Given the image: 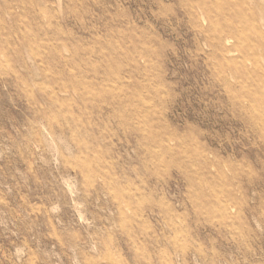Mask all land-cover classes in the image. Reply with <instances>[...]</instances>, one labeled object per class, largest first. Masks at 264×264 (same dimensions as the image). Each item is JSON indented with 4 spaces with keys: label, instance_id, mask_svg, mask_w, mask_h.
<instances>
[{
    "label": "rangeland",
    "instance_id": "obj_1",
    "mask_svg": "<svg viewBox=\"0 0 264 264\" xmlns=\"http://www.w3.org/2000/svg\"><path fill=\"white\" fill-rule=\"evenodd\" d=\"M0 264H264V0H0Z\"/></svg>",
    "mask_w": 264,
    "mask_h": 264
}]
</instances>
